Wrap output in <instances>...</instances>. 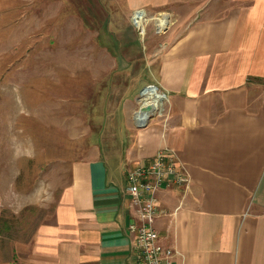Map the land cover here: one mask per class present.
Masks as SVG:
<instances>
[{"label":"crops","instance_id":"0c3cea01","mask_svg":"<svg viewBox=\"0 0 264 264\" xmlns=\"http://www.w3.org/2000/svg\"><path fill=\"white\" fill-rule=\"evenodd\" d=\"M105 1L115 22L126 24L115 30L132 36L138 54L147 36L148 81L167 92L168 103L144 127L130 113L115 115L116 144L99 141L96 115L79 129L73 118L65 133L87 142L79 157H72L76 146L67 149L52 214L35 228L28 264H134L126 173L161 147L176 154L182 177L158 190L154 221L160 242L176 251L174 264H264V0ZM136 9L170 23L157 32L151 22L139 35L138 16L130 20ZM6 73L0 88L10 96ZM16 94L19 100L28 87ZM39 105L31 106L37 122ZM10 166L0 160V196Z\"/></svg>","mask_w":264,"mask_h":264},{"label":"rangeland","instance_id":"374dc122","mask_svg":"<svg viewBox=\"0 0 264 264\" xmlns=\"http://www.w3.org/2000/svg\"><path fill=\"white\" fill-rule=\"evenodd\" d=\"M113 16L105 0H0V80L10 64L11 82L10 96L0 88V157L11 165L7 191L0 196V216L7 221L5 227L0 221V264H28L35 228L52 214L67 149L76 146L73 158L84 150L86 137H70L68 124L76 118L79 129L94 114V127L102 130L99 141L116 144L113 118L133 117L140 91L150 84L147 66L154 56L147 36L140 39L138 54L132 36L115 30L126 24ZM151 22L157 32L163 30L155 21L146 30ZM117 49L135 55L115 56ZM25 87L29 94L17 100L16 92ZM37 101L38 122L31 107ZM22 136L27 143L20 149Z\"/></svg>","mask_w":264,"mask_h":264},{"label":"built area","instance_id":"2783aa9c","mask_svg":"<svg viewBox=\"0 0 264 264\" xmlns=\"http://www.w3.org/2000/svg\"><path fill=\"white\" fill-rule=\"evenodd\" d=\"M136 15L141 26L137 27L139 35H143L149 21L157 22L160 27L166 26L169 21L164 16H148L144 9H136L131 13V22ZM148 89L155 91L158 99L147 101L146 104L145 93ZM139 96V107L133 112V121L137 127H144L151 118L161 115L168 103V95L159 85L150 83L143 87ZM147 106H150L151 110L142 112L141 108ZM139 114L144 115L143 120L137 117ZM177 162L176 154L171 149L161 147L147 164L132 167L126 173V191L135 215V221L128 225V230L132 234L134 264H174L176 251L160 242L159 234L154 229V221L158 215V190L168 183L170 176L176 182L182 180Z\"/></svg>","mask_w":264,"mask_h":264},{"label":"bare ground","instance_id":"6f19581e","mask_svg":"<svg viewBox=\"0 0 264 264\" xmlns=\"http://www.w3.org/2000/svg\"><path fill=\"white\" fill-rule=\"evenodd\" d=\"M145 95L147 96L145 99V103L147 101H154L158 99V95L155 93V91L148 89V92L145 93ZM147 104V103H146ZM137 117H139L140 120H143L144 115L143 114H139Z\"/></svg>","mask_w":264,"mask_h":264},{"label":"water","instance_id":"95a60500","mask_svg":"<svg viewBox=\"0 0 264 264\" xmlns=\"http://www.w3.org/2000/svg\"><path fill=\"white\" fill-rule=\"evenodd\" d=\"M156 28H158V29L161 28V29L165 30L166 29V26L160 27L159 25H157ZM150 110H151L150 106L141 108V111L142 112H144V111H150Z\"/></svg>","mask_w":264,"mask_h":264},{"label":"trees","instance_id":"16d2710c","mask_svg":"<svg viewBox=\"0 0 264 264\" xmlns=\"http://www.w3.org/2000/svg\"><path fill=\"white\" fill-rule=\"evenodd\" d=\"M0 221H1V224L4 225V227H5V224L7 221L5 219H3L2 216H0Z\"/></svg>","mask_w":264,"mask_h":264}]
</instances>
